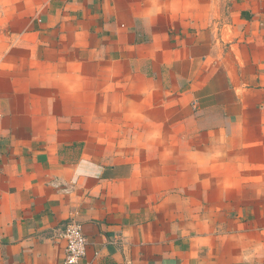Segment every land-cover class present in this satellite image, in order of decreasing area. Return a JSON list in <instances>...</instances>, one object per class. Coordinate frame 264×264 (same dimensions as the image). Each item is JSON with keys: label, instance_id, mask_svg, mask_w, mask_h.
<instances>
[{"label": "crops", "instance_id": "1", "mask_svg": "<svg viewBox=\"0 0 264 264\" xmlns=\"http://www.w3.org/2000/svg\"><path fill=\"white\" fill-rule=\"evenodd\" d=\"M264 264V0H0V264Z\"/></svg>", "mask_w": 264, "mask_h": 264}, {"label": "built area", "instance_id": "2", "mask_svg": "<svg viewBox=\"0 0 264 264\" xmlns=\"http://www.w3.org/2000/svg\"><path fill=\"white\" fill-rule=\"evenodd\" d=\"M61 236L65 241L62 264H79L87 249V238L82 224L70 217L63 225Z\"/></svg>", "mask_w": 264, "mask_h": 264}]
</instances>
